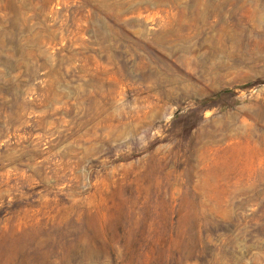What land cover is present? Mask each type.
<instances>
[{
    "label": "rangeland",
    "instance_id": "rangeland-1",
    "mask_svg": "<svg viewBox=\"0 0 264 264\" xmlns=\"http://www.w3.org/2000/svg\"><path fill=\"white\" fill-rule=\"evenodd\" d=\"M0 264H264V0H0Z\"/></svg>",
    "mask_w": 264,
    "mask_h": 264
}]
</instances>
